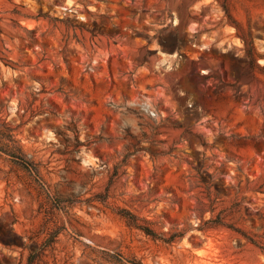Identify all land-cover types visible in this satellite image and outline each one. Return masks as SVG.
<instances>
[{
	"label": "rangeland",
	"instance_id": "rangeland-1",
	"mask_svg": "<svg viewBox=\"0 0 264 264\" xmlns=\"http://www.w3.org/2000/svg\"><path fill=\"white\" fill-rule=\"evenodd\" d=\"M29 259L264 264V0H0V264Z\"/></svg>",
	"mask_w": 264,
	"mask_h": 264
},
{
	"label": "trees",
	"instance_id": "trees-1",
	"mask_svg": "<svg viewBox=\"0 0 264 264\" xmlns=\"http://www.w3.org/2000/svg\"><path fill=\"white\" fill-rule=\"evenodd\" d=\"M243 42L246 44V41L245 40H243ZM9 156H12V155H10L9 154ZM131 223L133 224V225H135L132 221H131ZM242 236H244L246 239H248L252 244H254V241H252L251 239H249V238H247L243 233H240ZM32 263V260L31 259H29V264H31Z\"/></svg>",
	"mask_w": 264,
	"mask_h": 264
}]
</instances>
